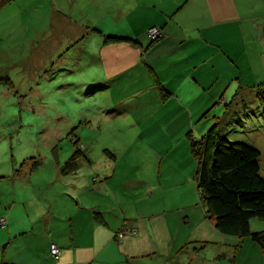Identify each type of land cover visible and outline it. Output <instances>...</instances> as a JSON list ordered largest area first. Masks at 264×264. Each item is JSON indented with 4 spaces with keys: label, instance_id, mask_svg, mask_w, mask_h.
Masks as SVG:
<instances>
[{
    "label": "rangeland",
    "instance_id": "1",
    "mask_svg": "<svg viewBox=\"0 0 264 264\" xmlns=\"http://www.w3.org/2000/svg\"><path fill=\"white\" fill-rule=\"evenodd\" d=\"M57 2L7 0L0 7V177H4L0 179V190L12 194L15 204L28 203L36 196L33 201L50 213L52 226L49 233H44L50 239L69 233V217L73 220L71 229L78 235L80 214L93 208V216L100 212L95 206L104 210V206L113 210L119 206L123 218L141 222L144 235L140 249L147 252L142 261L168 264L165 257L170 251L174 254L180 250L182 241L208 238L204 227L188 229V224L201 223L195 214V207L201 211V204L194 181L197 163L191 153L192 140L197 143L208 132L218 130L230 143L255 147L261 155L260 174L264 178V69L260 67L257 74L253 65H241V85L245 81L253 85L241 87L242 90H238L240 84L234 73L228 80L224 75L217 77L205 98L210 100V106L194 117L187 128L183 126L190 115L172 114L170 103L169 113L162 109L155 114L157 120L145 122L146 114L159 108L152 104L144 110L141 103L149 97L147 94L128 88L124 91L120 79L115 83L105 79L109 77V67L98 65L99 56L92 53L96 47L92 39L102 42V36L115 33H88L79 40L59 35L60 44L54 39L55 29L49 28L52 19L63 16ZM75 11L70 12L76 14ZM158 31L161 34L159 28ZM162 36H148L150 44ZM46 47L48 52L43 56ZM148 73L159 95L155 79L163 87L164 83L154 70L149 68ZM101 77L106 81L98 80ZM126 98H136L138 108L124 105ZM159 99L161 103L171 101ZM174 114L179 117L172 119ZM75 138L79 146L73 144ZM185 141L186 148L181 146ZM76 149L79 155L83 152L87 161L81 160L78 169L61 175L58 167ZM171 152L174 159L169 157ZM187 152L192 162L190 157L187 161L181 159ZM167 159L171 173L161 170ZM18 173L31 178L32 183H18L14 178ZM10 179L16 182L15 189ZM104 179L108 183L105 188ZM126 211L132 217H126ZM250 227L252 232L264 231V220L254 218ZM176 229L178 235L174 233ZM132 230L135 229L129 231ZM183 247L196 253L203 264H264V250L248 239L242 241L236 257L230 259L210 254L211 246L207 247L206 242H189Z\"/></svg>",
    "mask_w": 264,
    "mask_h": 264
},
{
    "label": "crops",
    "instance_id": "2",
    "mask_svg": "<svg viewBox=\"0 0 264 264\" xmlns=\"http://www.w3.org/2000/svg\"><path fill=\"white\" fill-rule=\"evenodd\" d=\"M65 1L57 2L62 18L49 22V28L55 29L52 33L57 35L54 39L60 44L59 35L75 40L88 33L90 36L103 35L106 31L110 33V30L115 33L113 36L137 42V45L130 42L104 45L102 39L100 42L99 38H95L92 39L96 46L92 53L97 52L102 61L96 58L98 65L109 67V77L105 79L112 83L120 79L124 91L128 88L131 92L147 94L149 97H144L141 103L144 110L152 104L159 108L146 114L145 122L157 120L155 114L158 111L163 109L169 113L170 108L172 114L190 115L189 122L183 126V129L187 128L186 125L194 117L210 106V100L205 98L217 77L224 75L228 80L234 73L240 84L238 90H242L241 87L250 88L251 85L247 81V85H241V65H253L257 74L260 67L264 69V0H86V3L83 0H67L68 4ZM73 9L78 16L70 12ZM69 14L72 17L67 16ZM151 27L159 28L163 36L150 46L146 32ZM46 46L49 49L50 46ZM46 49L43 56L47 55ZM107 56V59H102ZM149 68L160 77L171 101L161 103L160 96L152 87ZM105 79L101 77L98 80ZM213 95L216 96L217 92ZM136 98H126L123 104L137 109ZM179 99L189 102L185 104ZM179 116L175 115L172 119ZM185 144L186 141L181 146L185 147ZM173 151L175 153L176 149ZM172 152L169 157L173 155ZM189 157L192 162L188 152L181 159L187 161ZM168 162L169 159L165 160L162 172H173L168 169ZM14 178L24 185L32 183V179L23 173H18ZM15 183L14 180L10 181L12 189H15ZM107 184L104 179L102 187L105 188ZM35 197L29 199L28 203L20 201L15 204L12 194H8L6 189L0 190V219L4 221L0 227V264H147L142 261L147 252L140 249L144 235L139 226L141 222L134 218H123L125 216L119 206L114 210L107 206H104L105 210L95 206L102 213L104 223L94 220L93 208H89L86 214H80L78 223L81 229L78 235L71 229L73 220L69 217L66 223L69 224V233L60 238L54 235L50 239L44 236L52 226L50 213L33 201ZM199 209L195 207V214L201 223L188 224V229L196 225L204 227L208 238L201 241L187 238V242L182 241L180 250L174 254L170 251L165 257L168 264H203L196 253L183 247L189 242H206L207 247L211 246L209 253L218 258L236 257L242 241L235 242L234 238L220 234L214 228L213 221L206 218L203 207L201 211ZM127 211L126 217H132ZM131 228L136 232L129 231ZM174 233L178 235L179 232L176 229ZM51 244L61 249L58 261L50 254Z\"/></svg>",
    "mask_w": 264,
    "mask_h": 264
},
{
    "label": "trees",
    "instance_id": "3",
    "mask_svg": "<svg viewBox=\"0 0 264 264\" xmlns=\"http://www.w3.org/2000/svg\"><path fill=\"white\" fill-rule=\"evenodd\" d=\"M6 2L7 0H0V7ZM102 37L104 45L123 42L137 45V42L126 37ZM155 83L159 96L163 100L168 99V91L157 79ZM261 84L263 86L264 81ZM250 88H253V85ZM73 142L78 145V138ZM80 153L79 155L76 149L69 159L58 167L61 175L72 173L79 168V162L85 159L83 152ZM191 153L197 163L194 181L206 218L213 221L214 228L220 234L241 241L248 239L264 250V231L252 232L250 227L252 219L264 220V178L260 174L259 150L244 143H230L218 130H212L197 143L191 141ZM93 179L94 183L98 182L95 176ZM93 218L98 223H104L101 212L94 213Z\"/></svg>",
    "mask_w": 264,
    "mask_h": 264
},
{
    "label": "built area",
    "instance_id": "4",
    "mask_svg": "<svg viewBox=\"0 0 264 264\" xmlns=\"http://www.w3.org/2000/svg\"><path fill=\"white\" fill-rule=\"evenodd\" d=\"M159 35H161V34L158 31L157 27H152L148 30V36L151 39H153ZM3 225H4V221L2 219H0V227ZM60 253H61V250L59 249V247L57 245H55V244L50 245V254L55 260H57L59 258Z\"/></svg>",
    "mask_w": 264,
    "mask_h": 264
}]
</instances>
